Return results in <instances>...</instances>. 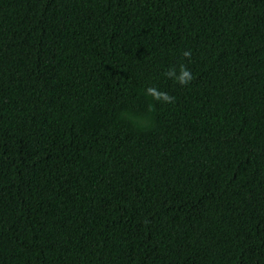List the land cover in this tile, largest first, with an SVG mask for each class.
Wrapping results in <instances>:
<instances>
[{
  "label": "trees",
  "instance_id": "obj_1",
  "mask_svg": "<svg viewBox=\"0 0 264 264\" xmlns=\"http://www.w3.org/2000/svg\"><path fill=\"white\" fill-rule=\"evenodd\" d=\"M0 264H264V0H0Z\"/></svg>",
  "mask_w": 264,
  "mask_h": 264
},
{
  "label": "clouds",
  "instance_id": "obj_2",
  "mask_svg": "<svg viewBox=\"0 0 264 264\" xmlns=\"http://www.w3.org/2000/svg\"><path fill=\"white\" fill-rule=\"evenodd\" d=\"M185 76H188L189 74L187 72L184 73ZM190 78V77H189Z\"/></svg>",
  "mask_w": 264,
  "mask_h": 264
}]
</instances>
